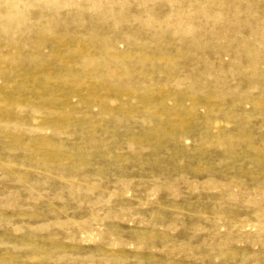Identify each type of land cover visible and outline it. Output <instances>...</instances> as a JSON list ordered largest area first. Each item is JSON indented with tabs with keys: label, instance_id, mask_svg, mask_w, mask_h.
Here are the masks:
<instances>
[{
	"label": "rangeland",
	"instance_id": "1",
	"mask_svg": "<svg viewBox=\"0 0 264 264\" xmlns=\"http://www.w3.org/2000/svg\"><path fill=\"white\" fill-rule=\"evenodd\" d=\"M0 264H264V0H0Z\"/></svg>",
	"mask_w": 264,
	"mask_h": 264
}]
</instances>
